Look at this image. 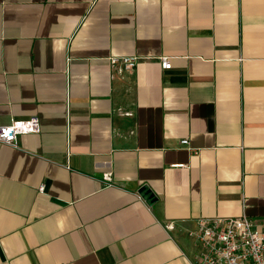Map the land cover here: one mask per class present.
<instances>
[{
	"label": "crops",
	"instance_id": "1",
	"mask_svg": "<svg viewBox=\"0 0 264 264\" xmlns=\"http://www.w3.org/2000/svg\"><path fill=\"white\" fill-rule=\"evenodd\" d=\"M31 117L0 264H195L197 218L264 228V0H0V124Z\"/></svg>",
	"mask_w": 264,
	"mask_h": 264
},
{
	"label": "built area",
	"instance_id": "2",
	"mask_svg": "<svg viewBox=\"0 0 264 264\" xmlns=\"http://www.w3.org/2000/svg\"><path fill=\"white\" fill-rule=\"evenodd\" d=\"M137 59V56H109L112 66L119 64L125 69H132ZM159 60L163 68L171 66L168 56H160ZM38 130L36 117L14 119L0 124V142L16 146L18 134ZM181 142L187 143V139ZM172 226V222L167 224L169 228ZM192 235L200 247L194 256L195 264H264V228L246 215L199 217Z\"/></svg>",
	"mask_w": 264,
	"mask_h": 264
},
{
	"label": "water",
	"instance_id": "3",
	"mask_svg": "<svg viewBox=\"0 0 264 264\" xmlns=\"http://www.w3.org/2000/svg\"><path fill=\"white\" fill-rule=\"evenodd\" d=\"M137 192L139 193V195H141V197H143L145 199V201L148 204H151L154 199H155V195L153 194V192L150 190L149 186L147 184H142Z\"/></svg>",
	"mask_w": 264,
	"mask_h": 264
}]
</instances>
